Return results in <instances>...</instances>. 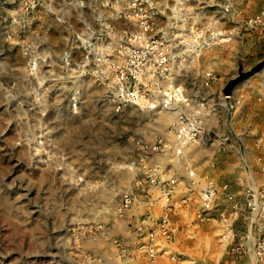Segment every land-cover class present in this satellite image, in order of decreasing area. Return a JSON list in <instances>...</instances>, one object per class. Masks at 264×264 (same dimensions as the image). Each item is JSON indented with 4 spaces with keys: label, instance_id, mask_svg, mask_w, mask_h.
I'll return each instance as SVG.
<instances>
[{
    "label": "rangeland",
    "instance_id": "obj_1",
    "mask_svg": "<svg viewBox=\"0 0 264 264\" xmlns=\"http://www.w3.org/2000/svg\"><path fill=\"white\" fill-rule=\"evenodd\" d=\"M258 6L0 0V264H117V216L137 194L157 187L147 173L161 159L146 157L144 146L176 116L151 110L145 99L125 102L130 63L165 56L174 87H182L191 107L204 102V122L215 108L206 104L209 89L233 78L239 63L246 71L264 59L243 46L211 48L224 38L215 27L231 24L227 13ZM226 51L233 54L230 69L215 66ZM208 72L215 78L209 87ZM127 195L133 201L124 209Z\"/></svg>",
    "mask_w": 264,
    "mask_h": 264
},
{
    "label": "crops",
    "instance_id": "obj_2",
    "mask_svg": "<svg viewBox=\"0 0 264 264\" xmlns=\"http://www.w3.org/2000/svg\"><path fill=\"white\" fill-rule=\"evenodd\" d=\"M258 2L256 12L242 9L243 12L225 13L231 17V24L215 27V32H221L224 38L214 41L211 48L243 46L264 53V29L253 30L245 25L264 10V0ZM232 61L233 54L226 51L214 65L230 69ZM227 81L216 83L207 92L210 95L206 104L215 108L207 111L200 142L186 148L180 160H160L165 177H177L172 197L174 212L170 214L171 238L158 237L161 256L150 263L142 248L164 213L163 202L155 200L158 192L152 187L147 195L137 194L132 208L117 216L119 232L113 236L112 252L117 264L120 260L121 264H260L253 250L252 216L244 210L235 216L228 197L233 195L243 205L244 192L264 184V75L247 82L230 99L224 98L222 92ZM186 163L194 169L193 179L185 170ZM208 184L221 192L201 221L197 219L203 206L200 193ZM184 198H188L186 203H182ZM241 242L246 249L238 251Z\"/></svg>",
    "mask_w": 264,
    "mask_h": 264
},
{
    "label": "built area",
    "instance_id": "obj_3",
    "mask_svg": "<svg viewBox=\"0 0 264 264\" xmlns=\"http://www.w3.org/2000/svg\"><path fill=\"white\" fill-rule=\"evenodd\" d=\"M248 28L264 29V10L246 21ZM151 46H146V51H150ZM134 52V50H133ZM131 69L126 78L129 80L130 87L125 93V102L127 104L137 103L145 99L151 103L150 109L157 107L165 108L168 111L176 110L174 121L171 123L166 132L155 138L154 141L146 143L144 152L146 157L151 159L158 157L179 158L183 156L185 149L189 146L198 144L203 134L202 107L204 102H198L197 108L191 107V101L186 96L182 87H174L173 79L168 75L167 59L161 56L156 59L146 57L130 63ZM215 78L212 72L206 73L204 85L209 87ZM144 87V88H141ZM159 94L158 100L151 98L154 94ZM160 98V99H159ZM224 98H226L224 96ZM227 99V98H226ZM177 105L183 107L178 110ZM149 158V157H148ZM185 170L188 176L193 179L195 176L194 169L190 163H186ZM147 177L156 183L158 192L157 198L162 200L164 213L163 216L155 222V228L148 235V242L142 246L144 248L150 263L155 262L162 252L158 249V237L165 240L171 238L170 214L174 212L172 197L175 194L177 186V177H165L160 165L148 168ZM227 187L222 189L226 190ZM218 189L212 184L204 186L200 193L203 203L202 208L197 213V219L204 221L207 212L212 209L214 199L220 194ZM234 205L233 214L237 216L240 210L248 212L253 220V250L260 264L264 263V184L257 187H250L244 192V204L237 202L236 198L231 195L228 197ZM132 197L125 196L122 207L128 209L132 204ZM188 198H184L182 203H186ZM238 251L246 249L245 243L241 242L236 248ZM171 259L176 261L174 256Z\"/></svg>",
    "mask_w": 264,
    "mask_h": 264
},
{
    "label": "water",
    "instance_id": "obj_4",
    "mask_svg": "<svg viewBox=\"0 0 264 264\" xmlns=\"http://www.w3.org/2000/svg\"><path fill=\"white\" fill-rule=\"evenodd\" d=\"M263 70H264V59L259 61L254 66H252L249 70H246V71L243 69V66L240 64L238 67L237 74L226 82L222 90L224 96L227 99H230L233 96L235 89L239 85L249 80L255 74L262 72Z\"/></svg>",
    "mask_w": 264,
    "mask_h": 264
}]
</instances>
